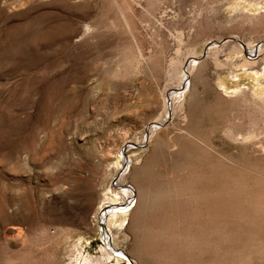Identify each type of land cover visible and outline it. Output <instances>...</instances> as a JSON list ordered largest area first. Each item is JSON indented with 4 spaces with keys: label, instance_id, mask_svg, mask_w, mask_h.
<instances>
[{
    "label": "rangeland",
    "instance_id": "obj_1",
    "mask_svg": "<svg viewBox=\"0 0 264 264\" xmlns=\"http://www.w3.org/2000/svg\"><path fill=\"white\" fill-rule=\"evenodd\" d=\"M0 264H264V0H0Z\"/></svg>",
    "mask_w": 264,
    "mask_h": 264
},
{
    "label": "bare ground",
    "instance_id": "obj_2",
    "mask_svg": "<svg viewBox=\"0 0 264 264\" xmlns=\"http://www.w3.org/2000/svg\"><path fill=\"white\" fill-rule=\"evenodd\" d=\"M125 190H126V193H127V195L131 192L128 188H125ZM126 197V196H125ZM129 197V196H128ZM263 204V203H262ZM117 205V204H116ZM117 206H119V205H117ZM116 206V207H117ZM117 208H122L121 206H119V207H117Z\"/></svg>",
    "mask_w": 264,
    "mask_h": 264
}]
</instances>
